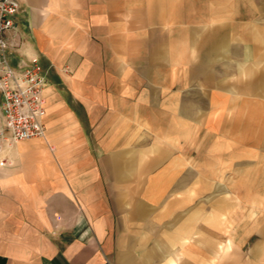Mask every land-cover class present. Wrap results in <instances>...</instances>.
<instances>
[{
    "label": "crops",
    "instance_id": "1",
    "mask_svg": "<svg viewBox=\"0 0 264 264\" xmlns=\"http://www.w3.org/2000/svg\"><path fill=\"white\" fill-rule=\"evenodd\" d=\"M7 38L48 85L0 168V264H264L213 123L239 107L264 139V0H20Z\"/></svg>",
    "mask_w": 264,
    "mask_h": 264
},
{
    "label": "built area",
    "instance_id": "2",
    "mask_svg": "<svg viewBox=\"0 0 264 264\" xmlns=\"http://www.w3.org/2000/svg\"><path fill=\"white\" fill-rule=\"evenodd\" d=\"M20 0H0V159L5 149L44 137L47 81L37 56L12 66L7 35L15 28ZM5 160V161H4ZM6 158L0 160L5 166Z\"/></svg>",
    "mask_w": 264,
    "mask_h": 264
},
{
    "label": "rangeland",
    "instance_id": "3",
    "mask_svg": "<svg viewBox=\"0 0 264 264\" xmlns=\"http://www.w3.org/2000/svg\"><path fill=\"white\" fill-rule=\"evenodd\" d=\"M1 102L0 96V104ZM238 109L239 107H231L230 112L221 109L215 116V119H218L213 122L214 130L220 136L217 137L219 147L222 151L228 148L229 152L233 153L232 168L227 169L225 161V168L214 172L219 184V195L230 196V202L235 204L230 209L233 215L231 225L237 228V241L246 235L243 233L246 223L252 221L249 227L253 226L257 219H264V153H261L264 150L258 147L264 139L244 137V134L256 133L260 124L249 122L250 116L244 121L245 117ZM8 150L5 149V153ZM5 153L1 155L0 160L6 158L8 161ZM4 167L6 166L0 165V168ZM242 252L246 254L248 250L243 249Z\"/></svg>",
    "mask_w": 264,
    "mask_h": 264
}]
</instances>
